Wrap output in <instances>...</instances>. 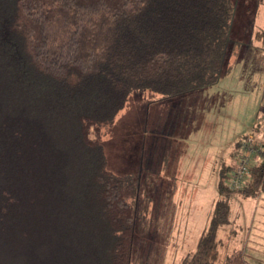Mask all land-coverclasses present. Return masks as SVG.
Returning a JSON list of instances; mask_svg holds the SVG:
<instances>
[{"label":"trees","instance_id":"1","mask_svg":"<svg viewBox=\"0 0 264 264\" xmlns=\"http://www.w3.org/2000/svg\"><path fill=\"white\" fill-rule=\"evenodd\" d=\"M236 1L0 0V264H135L149 199L108 168L101 128L134 91L216 83ZM228 173L176 264H218L230 195H255L264 162L239 191Z\"/></svg>","mask_w":264,"mask_h":264},{"label":"rangeland","instance_id":"2","mask_svg":"<svg viewBox=\"0 0 264 264\" xmlns=\"http://www.w3.org/2000/svg\"><path fill=\"white\" fill-rule=\"evenodd\" d=\"M257 30H264V0H237L216 83L163 100L150 90L134 91L113 123L101 128L108 168L133 172L140 205L149 199L148 212L136 228L138 239L147 232L135 264H176L197 236L187 226L190 218L209 215L210 202L219 197L217 175L214 182L176 178L179 183H174L168 174L178 160L183 158L186 171L203 162L207 172L206 161L212 157L218 165H232L234 140L264 117V31L255 38ZM259 129L255 133L263 138V124ZM227 166L220 164L218 177ZM176 187L181 189L172 191ZM180 237L183 247L177 246Z\"/></svg>","mask_w":264,"mask_h":264},{"label":"crops","instance_id":"3","mask_svg":"<svg viewBox=\"0 0 264 264\" xmlns=\"http://www.w3.org/2000/svg\"><path fill=\"white\" fill-rule=\"evenodd\" d=\"M263 31L264 30H257L254 33L255 38H261ZM258 32H260V36L257 35ZM169 97L172 96H162L159 98V100H163ZM255 121L256 120H254L252 124L248 126L246 132H244L242 136L234 140L233 143L235 146V153L237 151L236 142L250 132L251 127L253 126ZM182 160L183 158H180L176 165L172 168V171H170V173L168 174L171 179H175L174 183H179L178 180V182H176V178H189L190 180L192 178L195 179V181H192V183L195 184L206 183V181H204L205 178L206 180L207 178H211V182H214V177H216L217 175V187L219 173L216 170L220 167V164L222 163L227 166L224 162H221L218 165L215 162L216 160L214 159V157H212V160H209L208 162L206 161V163L208 164L207 172H204L203 162L197 168L196 164H190L192 166V169L186 171V168L183 166V163L181 164ZM234 164L235 163L227 166L226 171L229 172ZM177 169H179V171H177ZM115 173H132L134 176H136L131 171ZM178 189L181 188L176 187L172 191H177ZM170 199L172 200V197H170ZM216 200L217 199L212 200L210 202L209 215L205 216V212L202 213L201 215H204L198 221L190 218L187 226L190 229H194L195 231H197V236L194 235V238L192 240V248L190 247L188 250L183 251V256L195 250L197 239L201 231L205 228L208 223ZM175 204L178 205V203ZM182 235L184 236L185 234L183 233ZM183 236L181 237L183 240H185L187 238V235L185 236V238ZM181 237L177 241L179 243V245L177 246L183 247L182 244L184 243V241L182 242ZM218 241V264H264V177L261 186L255 195L245 196L239 192L231 193L229 198V222L219 229ZM182 257L180 256L177 262H179Z\"/></svg>","mask_w":264,"mask_h":264},{"label":"built area","instance_id":"4","mask_svg":"<svg viewBox=\"0 0 264 264\" xmlns=\"http://www.w3.org/2000/svg\"><path fill=\"white\" fill-rule=\"evenodd\" d=\"M261 124L264 126V117L258 118L253 126ZM239 141L234 167L224 180L227 188L232 191L242 190L250 177L253 164L264 160V139L257 137L253 129Z\"/></svg>","mask_w":264,"mask_h":264}]
</instances>
